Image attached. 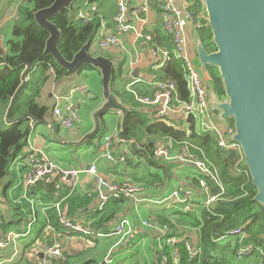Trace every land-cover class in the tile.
I'll use <instances>...</instances> for the list:
<instances>
[{"label": "built area", "instance_id": "obj_1", "mask_svg": "<svg viewBox=\"0 0 264 264\" xmlns=\"http://www.w3.org/2000/svg\"><path fill=\"white\" fill-rule=\"evenodd\" d=\"M3 0H0V5ZM119 1V11L116 17L117 29L110 30L103 21L102 27L95 39L102 50L117 49L128 60L129 69L126 71L127 80H119V88L122 94L129 99V103L137 107L149 109L155 122H163L174 125L190 135L195 129L198 133L212 132L216 139L217 147L223 150L239 151L242 155L241 145L234 139L235 125L228 121H222L214 111L210 94V80L200 74L195 55L193 53L190 28L195 24V11L189 6H182L177 0H161L158 6L159 23L166 34L170 35L173 42V54L183 61L187 70L185 79L189 90L188 99L180 97L178 84L175 80L164 78L161 69L170 60L171 51L156 40L153 31L157 26L149 18V8L146 5L129 6L127 0ZM15 8L10 10L11 17L16 15ZM80 18L88 19L81 10ZM94 39V40H95ZM148 47V54L153 59V64L140 71L138 76H133L135 67L140 63L139 52L141 44ZM207 72V71H206ZM78 93H88L86 84H76L68 92L57 94L53 116L60 125L67 130H74L81 122V106L77 100ZM31 131L27 138L28 160L31 169L24 174L22 181V194L20 201L28 205L30 220L26 227L19 230H4V218L0 213V264L8 261H17L21 258L22 241H29L35 237L34 226L38 230L39 212L47 217L44 227L47 235H54V242L45 240L41 243V253L44 257L38 264H50V258L67 260L69 255L65 253L61 241L62 235H81L89 243H96L100 239H116L114 247L122 244L126 238L134 233L135 225L129 218H122L107 230L91 227L89 224L78 221L69 216L70 196L79 183H82V175L89 178L91 189L89 195L95 194L99 203V210H103L111 199L126 197L136 204L152 203L164 207H179L186 212H193L198 200L204 199L203 206L212 211V206L221 199V193H212L205 177L211 176L216 183H220L218 174L214 173L209 161L192 152V142H186L180 148H175L173 137L168 140L160 139L154 147V157L162 159L166 163H177L184 166H193L195 173L200 175V193L194 188L178 185L173 190L158 197H151L147 188L138 182L131 180H111L101 174L98 162L92 163L87 169L76 167H63L49 158L47 153L38 149L31 140L36 129V120L29 119ZM97 158L105 159L111 164L127 162L132 153L130 147L119 148L118 144L125 143L126 139L121 136L120 130L106 133ZM131 140L130 142H132ZM244 157V155H243ZM54 184L58 193L65 187L70 188L68 194L61 195L53 201H45L43 198L34 196L32 188L38 184ZM221 185V184H220ZM92 193V194H91ZM204 195L205 198H202ZM49 211L54 212L56 220L62 227L63 232L56 231ZM142 225L150 231L157 233L159 243L158 264H181V251L176 244L180 240L178 235L167 236L168 224L160 225L158 217L151 215L142 221ZM247 234L242 226L233 227L219 235V241L238 239L235 256L238 260L251 258L259 254L256 264H264V249L253 242L245 243ZM145 247V240H139L127 252H133L138 246ZM186 250L192 259L199 258L201 249L193 246L190 240L185 241ZM166 246L171 247V253L167 252Z\"/></svg>", "mask_w": 264, "mask_h": 264}, {"label": "trees", "instance_id": "obj_2", "mask_svg": "<svg viewBox=\"0 0 264 264\" xmlns=\"http://www.w3.org/2000/svg\"><path fill=\"white\" fill-rule=\"evenodd\" d=\"M55 0H7L6 6L16 8V15L10 19L9 27L0 31V188L2 187L3 179L10 172L11 165L27 148V138L30 134L31 127L29 119L38 120L42 119L49 111V107L39 103L38 97L40 96L44 83L48 79V76H44L41 82L32 83V80H27V85L20 91L16 98V105L12 112L10 119H7L6 113L10 102L15 93L19 90V87L23 82V74L28 68H40L45 70L52 69L55 73L54 79L57 83L70 72L59 64L52 55L45 52L46 41L50 36L49 31L42 27L36 20L35 14L38 10L49 7ZM128 4H131L132 0H127ZM161 0H158L160 3ZM189 5L195 11V28L196 34L202 38L207 50L214 51L216 46L212 41V29L208 23L207 13L201 0H190ZM157 2V5H158ZM72 8L64 9L60 13L50 18L53 24H56L62 31V36L59 42L60 49L64 57L68 60H72L75 53L82 49L85 44L92 46L94 39L102 27L104 21L108 25L110 30L117 29L116 17L119 11L118 0H76L71 6ZM84 11L88 19L80 18V12ZM159 13V9H158ZM195 24V25H196ZM10 28V29H9ZM156 33V40L158 43L165 46L171 51L170 60L161 69V73L164 78L175 80L178 84L180 97L188 99L189 90L187 86V80L185 74L187 72L183 61L176 58L173 54V42L170 35L166 34L162 26L159 24L154 28ZM10 30V33L8 31ZM110 56V55H108ZM125 60L120 62L117 72L114 74L112 91L115 92L119 98L125 103H129V99L119 93L116 89V81L127 80L129 77L124 76L123 69ZM96 69L90 64L83 63L79 68V71L85 69ZM214 66H208L207 71L211 74V86L210 92L214 91L220 100L226 98L224 81L220 74H216ZM35 77V74H33ZM130 111L122 119L121 128L123 130L124 139L129 143L131 140H136L140 146L146 148L151 158H147L148 164L158 163L163 169V176L154 174V179L166 183L173 178L172 168L175 165L172 163H166L162 159L154 157V147L156 145L157 138L168 140L169 137H173V143L175 148H180L186 142H192L195 146H192V152L200 157H205L214 173L218 174L220 183H216L211 176L205 177L209 183L212 193H221V187L224 188V194L221 199L212 206V211L207 210L204 206L200 207L202 213V219L195 212H186L183 209H174L178 214V218L172 220L165 215H158L160 225L168 224L169 230L167 236L176 235L178 225L191 226L199 228L201 235V246L204 251V258L192 259L189 251L186 250L185 241L188 237L183 236L180 233V240L176 244L181 251V264H217L216 248L219 247V235L225 233L233 227L242 226L243 231L247 234L245 243L253 242L257 246L264 249V206L254 199L257 194V188L253 184L251 174L245 162V158L239 151L235 150H223L216 145L215 136L212 132L198 133L195 129L190 135H187L185 130L176 128L174 125H169L163 122H155L152 119V112L149 109L135 106H128ZM216 111V110H215ZM217 112V111H216ZM103 120V129L96 136L87 143H93L96 140H102V137L106 134L107 128L105 126V120ZM233 125L234 119H228ZM102 144H99V146ZM100 146V147H101ZM132 150V149H131ZM132 154L143 156L142 153H137L132 150ZM130 158L127 162L131 163ZM138 163L137 165H139ZM133 165H135L133 163ZM193 167V166H188ZM194 168V167H193ZM31 169V165L27 164L21 169V174L24 176ZM193 186L196 187L200 193V175L194 173ZM221 184V185H220ZM42 189L46 194L45 200L53 201L61 195L68 194L70 188L65 187L59 193L54 184L40 183L33 189V194ZM197 191V190H196ZM95 194L91 196L83 194L81 198L85 202H91L94 200ZM73 196V194H72ZM72 196H70L69 216L74 210ZM205 198L204 195H201ZM128 198H116L107 202L103 210H98L96 213L101 216V219L97 222L98 228L104 230L109 229V222L115 220L117 215L114 212L108 213L110 207L117 206ZM52 222L56 227V231H62V227L56 220L54 214L51 215ZM4 218V217H3ZM74 219V218H73ZM39 219L38 223H41ZM12 221L4 218V230L11 229ZM17 230V229H16ZM21 231V230H19ZM38 232L36 236L38 237ZM153 233V232H151ZM39 238H41L39 236ZM43 240L54 242L56 239L54 235L43 236ZM37 239H33L30 243L24 245L23 255L19 260L13 264H38L39 255L38 249L35 244ZM233 243V244H232ZM239 245L238 239H234L226 246L229 247L233 255L229 260L231 263L232 258L235 255L236 247ZM226 246L223 248L225 249ZM32 249L33 254L36 255L34 260L27 251ZM223 249V250H224ZM167 252L171 253V247L166 246ZM157 250V254L159 255ZM259 254L256 255L258 259ZM211 261L210 259H213ZM236 258V256H235ZM71 259V258H70ZM237 259V258H236ZM225 260V259H223ZM68 262V261H66ZM98 261H87L82 264H98ZM50 264H65L62 259L50 258ZM69 264V263H68Z\"/></svg>", "mask_w": 264, "mask_h": 264}, {"label": "crops", "instance_id": "obj_3", "mask_svg": "<svg viewBox=\"0 0 264 264\" xmlns=\"http://www.w3.org/2000/svg\"><path fill=\"white\" fill-rule=\"evenodd\" d=\"M6 1L3 0L0 5V31L3 32L5 27H9L10 19L12 18L10 15V10L12 7L6 6ZM158 0H132L129 6L134 5H146L149 8V18L152 23L157 25L159 23V13H158ZM177 3L182 6L188 7L191 3L190 0H177ZM16 9V8H15ZM196 24V23H195ZM192 25L190 28V36L191 42L194 41V35L196 34L195 28L196 25ZM158 26V25H157ZM10 29V28H9ZM10 33V30L8 31ZM93 45L90 47V52L94 54H103L106 57H109L112 61L116 63L117 69L119 68L120 62L125 60V65L123 69L124 76L126 75V71L130 68L128 60H126V56L119 50H102L100 46L97 44L96 39L92 43ZM193 46V42H192ZM193 48V47H192ZM98 50V51H95ZM106 51V52H104ZM110 55V56H108ZM140 55V63L135 67L139 68L140 71H144L145 68L150 67L154 62L152 57L148 54V47L146 44H141V50L139 52ZM134 69V70H135ZM35 74V77H33ZM44 76H48V79L44 83L43 90L38 97L39 103H42L49 107L50 111L42 118L36 120V129L34 134L32 135L31 140L35 142L36 147L42 149L49 158L53 159L58 163V165L63 167H76L81 169H87L92 163L98 162V168L102 175L108 177L111 180H131L136 181L140 184H143L148 190V194L151 197H158L166 192L173 190L175 186L182 185L190 188H194L199 191L196 187L193 186V179L195 178V170L192 167L184 166L182 164L174 163L175 165L172 168L173 178L168 182L164 183L159 179H154V174H159L162 178L163 169L160 167V164H148L147 157L143 154L142 157L145 158V161L139 157L141 155L130 154L129 159L131 158V163L128 162H119L116 164H111V162L105 159L97 158L98 152L101 147L98 145L103 143V139L98 141L96 140L93 143H87L86 141L83 144H78L77 146L72 145L71 143H77L80 139L88 132H90L94 128V120L92 118L95 110L102 105L103 101V82L101 79V73L98 69H85L83 71H77L75 73H70L65 76L62 80L55 82L54 76L55 73L52 69L45 70L43 67L33 68L31 72L28 74L27 79L32 80V83L41 82ZM116 89L119 90V93L123 94L121 88H119L118 81H116ZM86 84L88 93H78L77 100L80 102L81 106V122L74 130H67L63 128L59 122H57L53 116V108L55 106V97L57 94H64L68 92L73 86L76 84ZM121 99V98H120ZM125 103V102H124ZM126 104V103H125ZM127 106H135L131 103L126 104ZM136 107V106H135ZM122 113L114 111V114L105 115L103 118L105 120V126L107 128L106 133L114 132L115 130L122 131L121 123H122ZM103 127V124H102ZM103 129V128H102ZM98 136V135H97ZM96 138V137H95ZM103 138V137H102ZM162 138H157L156 143ZM134 141V140H133ZM130 147L131 142L129 143H121L118 144L119 148ZM146 149L145 147L141 146ZM132 152V150H131ZM28 149L20 154V156L16 159V161L11 165L10 172L5 179H8V184L5 186L2 183V187L0 188V213L2 217L7 218L11 223V229L9 230H22L26 227L27 223L30 220L29 217V209L28 205L20 201V197L22 194V181L23 175L21 174V169L23 166L29 164V160L27 157ZM133 163L135 165H133ZM140 163L139 165H137ZM82 183L78 184V187L74 189L71 193L73 201L74 210L71 212V216L75 220L83 221L89 224L91 227L97 228V222L101 219L99 213L96 212L99 210L98 199L95 197L93 201L85 202L81 198L83 194L88 193L91 189V185L89 182V178L85 175L81 176ZM36 189V187H33ZM33 193V191H32ZM92 194V193H91ZM34 196H38L41 198H45L46 194L42 191V189L38 190ZM91 196V195H89ZM43 198V199H44ZM45 200V199H44ZM48 201L49 200H45ZM204 199H199L198 203L195 205V209L193 212L197 213V215L202 219V213L200 207H203ZM180 209L179 207H164L154 205L152 203L148 204H136L130 199H126L117 206L110 207L108 209V213L114 212L117 215V218L111 222H109V228L113 227L117 221L122 218H129L133 221L135 225L134 234L130 237L126 238L122 244H119L118 247H114L117 240L113 239H100L96 243L87 242L86 238L81 235H73V236H64L60 237L61 244L66 254L69 255L67 260H62L65 264H82L87 261H95L97 260L98 264L102 259V264H158V254L157 250H159V243L156 239L157 233L148 230L142 225V221L150 218L151 215H165L167 218H171L175 220L178 218V214L175 213L176 210ZM157 213V214H156ZM50 218L54 212L49 211ZM55 216V215H54ZM39 217L42 220L38 225V238L35 237L36 244L38 245V255L39 259L41 258V247L40 244L42 242L43 236H46L45 232V223L47 217L43 212H39ZM56 217V216H55ZM102 229V228H99ZM36 231V232H37ZM61 233L63 232L60 231ZM59 232V233H60ZM153 232V233H151ZM176 235L179 236L180 233H183V236L188 237L187 240H190L193 246L198 247L203 250L201 246V235L199 232V228L191 227V226H181L178 225ZM39 236L41 238H39ZM180 237V236H179ZM145 240V247L142 245L138 246L136 250L133 252H127L129 247H133L137 241ZM232 238L229 241H225L224 244H220L219 247L216 248V258L217 264H256V256H252L251 258L238 260L234 257L232 258L231 263L228 258H231L233 255L232 250L226 245L229 242L233 241ZM29 241H24L23 245L29 243ZM44 241V240H43ZM23 242V241H22ZM233 244V243H232ZM100 245V248H99ZM226 246L224 249L223 247ZM23 248V246H22ZM21 248V249H22ZM98 248L100 249L98 251ZM224 249V250H223ZM32 258L35 260L36 255L31 254ZM132 256L130 260L123 261L125 256ZM201 257V258H200ZM200 259L204 258V251L200 254ZM71 258V259H70ZM120 258H122L120 260ZM99 259V260H98ZM225 259V260H223ZM19 260V259H18ZM211 261L214 260L210 259ZM68 261V262H66ZM15 261H8L4 264H13ZM94 264V263H91Z\"/></svg>", "mask_w": 264, "mask_h": 264}, {"label": "water", "instance_id": "obj_4", "mask_svg": "<svg viewBox=\"0 0 264 264\" xmlns=\"http://www.w3.org/2000/svg\"><path fill=\"white\" fill-rule=\"evenodd\" d=\"M76 0H55L49 7L36 12L37 22L45 27L50 36L45 52L70 73L79 71L83 63L90 64L101 73L103 82V103L92 115L94 128L86 133L74 146L95 138L102 131V118L110 112L122 113V119L129 107L112 91V81L117 72L116 63L103 54H92L90 45L75 53L72 60L64 57L59 42L61 29L50 18L64 9H71ZM212 29L214 51L207 50L202 38L197 35V54L203 68L214 66L224 81L226 98L220 100L214 91L209 97L214 110L222 121L234 119V139L241 145L246 165L253 184L257 188L254 199L264 206V0H201ZM32 66L23 74V82L8 107L6 117L10 119L16 105V98L27 85ZM136 68L133 76H138ZM121 136L124 138L123 130ZM131 149L151 158L146 149L136 140ZM41 258L44 254L41 253Z\"/></svg>", "mask_w": 264, "mask_h": 264}, {"label": "rangeland", "instance_id": "obj_5", "mask_svg": "<svg viewBox=\"0 0 264 264\" xmlns=\"http://www.w3.org/2000/svg\"><path fill=\"white\" fill-rule=\"evenodd\" d=\"M196 37H197V34L194 35V39H195V40L192 41V42H193V46H192L193 49H192V50H193V53H194V55H195V61H196V63H197V67H198V70H199L200 74L203 76V78H207V79L209 78V80H210V84H211L212 80H211V74H210V71H209V70L207 71V69H205V68L202 67V65H201V61L199 60V57H198V54H197V42H196ZM95 51H98V50H95ZM104 52H106V51H104ZM206 71H207V72H206ZM214 71H215L216 74H219V70H218L217 68H214ZM126 104H127V103H126ZM213 109H214V108H213ZM214 111H215V110H214ZM215 112H216V111H215ZM216 113H217V116H218L219 113H218V112H216ZM109 114H114V112H110ZM139 157H141V158L145 161V158H144V157H142V156H139ZM8 182H9L8 179H5V178L3 179V185L6 186V185L8 184ZM3 185H2V186H3ZM33 229H34V233H35V232L37 231V227L34 226ZM35 237H36V234H35ZM35 237H34V238H35ZM44 237H45V236H44ZM34 238H33V239H34ZM37 238H38V237H37ZM33 239H32V240H33ZM32 240H31V241H32ZM115 240H116V239H115ZM31 241H30V242H31ZM30 242H29V243H30ZM43 242H45V240H44V241L42 240L41 243H43ZM23 243H25V242H24V241L22 242V246H23V248L21 249V254L23 253V250H24V245H23ZM224 243H225V241H221V242H220L221 245L224 244ZM35 246H36V248L38 249V245L35 244ZM40 247H41V244H40ZM99 248H100V245H99ZM99 248H98V251L100 250ZM27 253H28V255H30V257H31V256H32L31 254H33L32 249H29V250L27 251ZM22 256H23V255H21V257H22ZM34 256H35V255H34ZM124 258H125V259H123V261H127V262H128V260H130V259L132 258V256L128 255V256H125ZM99 259L102 261L101 258H99ZM99 259H98V260H99ZM121 259H122V258H120V260H121ZM101 261L99 262L100 264H102Z\"/></svg>", "mask_w": 264, "mask_h": 264}]
</instances>
